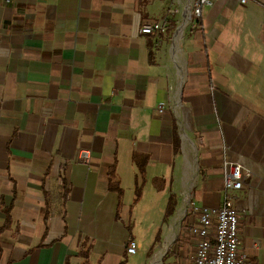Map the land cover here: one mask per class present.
<instances>
[{
  "label": "crops",
  "instance_id": "1",
  "mask_svg": "<svg viewBox=\"0 0 264 264\" xmlns=\"http://www.w3.org/2000/svg\"><path fill=\"white\" fill-rule=\"evenodd\" d=\"M175 1L0 0V264H161L191 197L222 206L226 159L252 174L228 197L264 264V0L140 33ZM145 199L178 202L150 250L130 227Z\"/></svg>",
  "mask_w": 264,
  "mask_h": 264
},
{
  "label": "built area",
  "instance_id": "2",
  "mask_svg": "<svg viewBox=\"0 0 264 264\" xmlns=\"http://www.w3.org/2000/svg\"><path fill=\"white\" fill-rule=\"evenodd\" d=\"M217 0H176L177 7L169 9L166 15L153 23H145L140 27V33L154 36L156 43L159 37L174 28L172 20L183 11V23L176 28L174 34L178 38L184 26L192 20H202L204 9L209 8ZM254 0H238L241 5ZM196 26V25H195ZM164 103H160L157 112L162 114ZM80 160L88 159V153L80 152ZM224 201L217 209L204 208L199 212L197 222L191 225L188 233L196 238L193 264H253L252 260L239 250L238 213L231 205L229 192L242 190L244 184L252 179L251 172L228 159L222 163ZM196 210V208H195ZM128 255L136 254V243L128 240L126 244Z\"/></svg>",
  "mask_w": 264,
  "mask_h": 264
},
{
  "label": "rangeland",
  "instance_id": "3",
  "mask_svg": "<svg viewBox=\"0 0 264 264\" xmlns=\"http://www.w3.org/2000/svg\"><path fill=\"white\" fill-rule=\"evenodd\" d=\"M258 0H254L253 2H257ZM252 2V1H249ZM248 3V2H247ZM246 3V4H247ZM196 193V192H195ZM195 195V194H194ZM195 198L193 196V199L191 197V201L189 204V207L186 209L184 215L182 216L179 224L176 226V232H175V237H174V232H171V238L173 239L170 247L168 248V250L166 251V253L164 254V256L161 259V264H185L184 260L181 259L179 260L177 257H179V253H182V256L187 255V261H188V257L190 256L191 251L193 250V248L191 247V237L187 236L186 233H188V229L190 227V225L195 224L196 222H194L198 217V213L195 210ZM181 210H183V207L187 206L188 201H182L181 202ZM178 202L175 199H172V201L170 202V208L172 210V212L174 213L176 211ZM141 208L138 209L137 211V215L136 213H132V216L130 217V227L132 229H134V232L137 237H139V241L143 239L145 246H148L149 250L152 249V245L156 244L157 242H163L164 241V237H165V231H166V225L169 223L170 220V216L166 215L165 216V209H160L158 208V202L156 203L153 200L150 199H145L142 203H141ZM150 207H154V213L151 214L150 216H145L147 213V210ZM184 207V208H185ZM136 212V210H135ZM183 212H181L182 215ZM126 215L125 210H123L122 216ZM128 217V216H126ZM179 219V218H178ZM189 222V223H188ZM186 224L183 227H180L181 224ZM192 223V224H191ZM147 226L148 227V231L144 230ZM170 226V225H169ZM169 231V228H168ZM184 235L186 237H184ZM190 237V238H188ZM183 242V243H182ZM164 243V242H163ZM186 244L185 247H183L180 251L181 248V244ZM164 245V244H163ZM160 249V248H159ZM159 249L155 252V254L153 255V260L155 261L158 257H159ZM148 250V251H149ZM185 250L188 253H185Z\"/></svg>",
  "mask_w": 264,
  "mask_h": 264
},
{
  "label": "trees",
  "instance_id": "4",
  "mask_svg": "<svg viewBox=\"0 0 264 264\" xmlns=\"http://www.w3.org/2000/svg\"><path fill=\"white\" fill-rule=\"evenodd\" d=\"M108 187H109V190H115L117 191L118 193L121 192V190L119 189V187L117 186V184H115V182H112V180H110V182L108 183ZM140 188L136 189V200L137 201L140 197ZM172 200H169V203H168V206H167V209H166V212H165V216L168 215V216H171L173 214L171 208H170V202Z\"/></svg>",
  "mask_w": 264,
  "mask_h": 264
}]
</instances>
